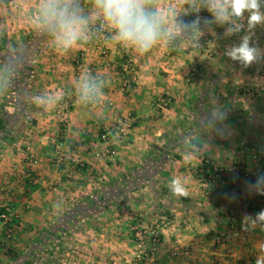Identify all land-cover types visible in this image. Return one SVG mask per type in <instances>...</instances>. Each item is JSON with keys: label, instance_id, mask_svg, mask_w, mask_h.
<instances>
[{"label": "crops", "instance_id": "0c3cea01", "mask_svg": "<svg viewBox=\"0 0 264 264\" xmlns=\"http://www.w3.org/2000/svg\"><path fill=\"white\" fill-rule=\"evenodd\" d=\"M64 8L78 33L68 48L53 18L54 10ZM143 8L156 15L159 35L142 52L116 39L95 0H0V36L37 41L25 66L32 73L22 75L24 84L31 82L27 127L18 128V111L2 113L7 88L0 68V213L10 217L0 220V264H255L264 226L243 231L241 220L264 209V196L246 189L259 167L251 151L264 156V63L228 65L223 28L209 31L206 10L194 13L179 0H145ZM197 15L199 30L184 29ZM102 21L111 31L103 45L92 36ZM212 47L217 56L210 60L205 53ZM80 62L84 68L77 71ZM86 83L94 90L83 99ZM243 86L257 95L241 96ZM222 111L223 120L203 121ZM125 116L135 119L130 138L102 142L104 128ZM10 135L16 138L11 144ZM203 159L228 169L224 182L202 181ZM132 176L150 182L128 194L119 210L97 214L84 202L111 181ZM173 178L185 184L186 197L170 191ZM163 213L171 222L158 228ZM68 217H80L74 227L81 232L67 228ZM156 228L161 245L152 257L136 261L148 245L136 242L135 229ZM221 233L230 239L218 244ZM47 244L41 255L60 248V259L48 254L34 260Z\"/></svg>", "mask_w": 264, "mask_h": 264}, {"label": "clouds", "instance_id": "9594fccd", "mask_svg": "<svg viewBox=\"0 0 264 264\" xmlns=\"http://www.w3.org/2000/svg\"><path fill=\"white\" fill-rule=\"evenodd\" d=\"M145 0H95V5L102 10L105 20L116 29V39L136 46L140 51H147L159 35V22L154 13L146 12L143 8ZM180 4H188L194 13L206 10L210 19L206 25L214 31L213 25L224 29L223 37L229 38L245 31L238 44L226 48L225 55L232 61L247 68L253 63L264 60V52L252 43V35L258 25H264V0H179ZM245 14L246 27H245ZM53 18L58 19V26L63 35L58 39L64 48L72 46L78 39V33L72 27L74 20L69 18L67 8L54 10ZM184 29L199 30L200 17L189 23H183ZM93 86L85 84L83 99H88L93 92ZM225 113L213 112L203 118L208 125L223 120ZM202 121V122H203ZM195 147V146H193ZM170 191L178 197L188 195L187 188L180 178L169 182ZM250 193L264 196V174L254 181L246 182ZM234 198V197H233ZM257 225L264 226V209L255 214L245 213L241 220V229L249 231ZM259 255L255 264H264V243L259 246Z\"/></svg>", "mask_w": 264, "mask_h": 264}, {"label": "trees", "instance_id": "16d2710c", "mask_svg": "<svg viewBox=\"0 0 264 264\" xmlns=\"http://www.w3.org/2000/svg\"><path fill=\"white\" fill-rule=\"evenodd\" d=\"M153 13V12H152ZM260 41L264 39V29L259 30L258 32ZM52 36V35H51ZM49 36V38L51 37ZM37 41H31V40H25L23 43H18L14 40L9 39L7 36H0V68L3 70L4 73V83L7 88V97L5 100V104L3 105V114L9 115L10 113H15V111H18L19 113V124L18 128L21 129L22 126L27 127L26 122V114L28 113L27 103H26V86L30 85L29 81L28 84H24L22 82L23 79H25L28 74L31 75V73H28L26 71L25 66L30 64L32 59L30 58L34 55V47L36 45ZM26 50V51H25ZM27 52V53H26ZM33 58V57H32ZM22 75H24V78L22 79ZM24 81V80H23ZM17 102H16V101ZM16 102L17 104L12 105V102ZM5 120L0 119V125H4ZM7 142L12 143L16 140L15 137L10 135L7 136ZM195 146H201L200 143L193 142ZM163 157H157L158 161L160 162ZM156 159V160H157ZM204 172L208 174V170L210 169L208 166H204ZM212 169V167H211ZM134 175V174H132ZM127 181L119 182L117 180L111 181L108 184V187L106 189L97 190L95 192V196H97L96 199H88L84 200V202H91L93 208V211H96V213H101L102 211L106 210H119L122 206L126 205L128 202V199L126 198L128 194H133L135 192L141 191L143 188H145L147 185H145L148 181H143V178L141 176H132L129 179H126ZM150 182V181H149ZM148 182V183H149ZM145 183V184H144ZM147 183V184H148ZM114 190L115 197H112L111 194L108 195V190ZM99 197L98 195H104ZM99 197V198H98ZM139 203H141L140 200H138ZM81 206L83 204V201L79 203ZM79 206V205H78ZM6 213V211H1L0 215ZM85 216V215H84ZM82 216L84 219L85 217ZM88 216V215H86ZM90 217L95 216V212H93ZM88 216V218H89ZM80 217H68L66 219L67 228L69 226L72 227V232L78 233L81 232L80 229L75 230L76 223L79 222ZM78 219V220H77ZM82 219V220H84ZM81 222V221H80ZM83 222H86L85 220ZM75 230V231H74ZM64 233V232H60ZM53 245L60 246L61 244L56 241ZM49 248V244H47L43 249H39L34 254V260L39 258L41 254ZM34 261H32L33 263ZM31 263V264H32ZM29 264V263H28Z\"/></svg>", "mask_w": 264, "mask_h": 264}, {"label": "built area", "instance_id": "2783aa9c", "mask_svg": "<svg viewBox=\"0 0 264 264\" xmlns=\"http://www.w3.org/2000/svg\"><path fill=\"white\" fill-rule=\"evenodd\" d=\"M109 35H110V29L105 21H102L101 23L95 25L92 28L93 38L96 40L97 43L101 45L107 42ZM83 68H84V63L80 62L77 66V71H81ZM241 92L251 97L256 96L255 91L250 88H243L241 89ZM67 104L68 107H72L74 105V103L69 101L67 102ZM134 123H135V119L131 116H125L119 119L113 126L104 128L102 134L100 135L101 141L106 144H110L112 139L114 138H117L120 141L127 140L128 138H130L132 134ZM251 153L253 160L259 164L258 169H256L249 175V178L254 181L258 175L264 174V156L260 155L256 150H252ZM111 154H115V153L112 152ZM29 157L33 162H35V159L32 155H30ZM204 166H208L210 168L208 170V174L204 172V168H203ZM200 173L202 175V181L204 183L215 184V183L224 182L225 178L229 174V171L224 167L214 166L211 163V161H209L208 159H203ZM0 220L5 223L10 220L8 211L0 215ZM170 222H171L170 219L165 215V213H163L160 216V222L158 223L157 227L158 228L162 226L165 227L169 225ZM158 228L151 230L135 229L137 231L138 238L142 243V248L143 246L148 245L147 248L144 247L142 253L139 254L138 258L140 260H142L143 258H148L149 256L152 257L156 249L161 245L162 243L160 239L161 234ZM229 239L230 237L225 233L219 234V236L216 238L218 244H221L224 241H228ZM177 250L178 249L176 248V251Z\"/></svg>", "mask_w": 264, "mask_h": 264}, {"label": "rangeland", "instance_id": "374dc122", "mask_svg": "<svg viewBox=\"0 0 264 264\" xmlns=\"http://www.w3.org/2000/svg\"><path fill=\"white\" fill-rule=\"evenodd\" d=\"M246 15V14H245ZM186 22V21H185ZM107 23V22H106ZM244 23H245V27H246V19H245V21H244ZM259 26V25H258ZM263 29H264V25H263V27H262ZM110 29V28H109ZM203 30H204V28H202ZM211 29L209 28V31H210ZM261 30V29H260ZM186 31V30H185ZM185 31H183V32H185ZM223 32H224V29H223ZM254 32H255V34L256 35H254V37L255 38H253V36H252V43H253V45L254 46H256V47H258V48H262V49H264V44H261L260 43V39L258 38L259 37V35H258V32H259V30L258 31H256V29L254 30ZM110 33H111V31H110ZM244 34H246L245 33V31H241L240 33H238V34H236V35H233V36H231V37H229V38H224V41H225V44H224V46H225V48H224V56H222V58L224 59V61H227V64L228 65H231V64H235V63H238V62H234V61H232V60H230L226 55H225V50H226V48H228V47H230V46H232L233 44H238L239 42H240V37L241 36H243ZM223 35V34H222ZM259 41V42H258ZM263 41H264V39H263ZM263 41H261V42H263ZM213 44V43H212ZM214 51L215 50H213V47H212V51L209 53V54H206L205 53V55H208V58L207 59H210V60H212V59H214L217 55L216 54H214ZM213 54V55H212ZM200 62L202 61V59L201 58H199L198 59ZM198 60L196 59L194 62H196L197 64H199V62H198ZM264 63V60H261L260 62H258V63H255V64H260V65H262ZM254 64V63H253ZM243 88H247V87H241L240 89H238L239 90V92L241 93V96H242V94H244V93H242L241 92V89H243ZM40 93V92H39ZM38 93V94H39ZM256 93V95H257V93L258 92H255ZM245 96V95H244ZM243 96V97H244ZM248 97H249V95H247ZM33 97H35V96H33ZM27 108H28V111H30V103L29 104H27ZM246 122H248V120L246 119ZM140 242V240H139V238H138V240L136 239V242L137 243H139ZM138 246V245H137ZM46 254V256H43V255H41L40 257L41 258H43V257H47V255L48 254H50V255H48V257H52L53 258V261H55L56 259H60V257H61V252H60V248H53V249H49V252L48 253H45ZM51 258V259H52ZM135 260L136 261H138L139 260V258H138V256H135Z\"/></svg>", "mask_w": 264, "mask_h": 264}]
</instances>
